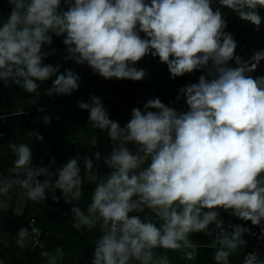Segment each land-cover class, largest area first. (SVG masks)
<instances>
[{"label": "clouds", "instance_id": "clouds-1", "mask_svg": "<svg viewBox=\"0 0 264 264\" xmlns=\"http://www.w3.org/2000/svg\"><path fill=\"white\" fill-rule=\"evenodd\" d=\"M3 3L9 5L7 13L0 5V82L6 87L38 93L51 80L44 89L48 96L78 90L80 78L72 67L61 71L60 62H46L56 52L44 50L53 44V36L62 37L63 61L86 64L105 79H143L145 70L135 65L149 55L165 63L173 79L194 71L204 74L197 83L179 90L186 111L154 98L143 111L133 108L124 126L110 119L99 97L92 96L91 103L78 102L80 109L89 111L91 128L113 142L104 159L107 173L93 174L94 162L101 159L100 152L94 151L95 161L82 157L83 173L77 154L53 181L47 166L32 164L28 143L9 141L14 175L0 174V197L19 186L27 200L38 203L47 200L46 188L59 190L73 205L71 228L98 229L90 264H172L168 253L192 261L198 247L192 236L199 233H216L207 245L214 250L212 260L230 264V257L247 247L245 234H253L246 222L264 231V75H251L264 60V49L247 57L237 54V41L225 31L227 20L221 11L228 9L259 31L264 24L260 14L264 0ZM24 112L20 108L12 115ZM4 119L0 116V121ZM50 121L51 117L43 116L44 124ZM31 135L43 140L38 131ZM88 181L94 187L82 206ZM52 199L59 203L61 197ZM221 211L245 223L229 221L225 227ZM40 235L38 227H31V237L28 227H20L16 244L24 248L31 239L33 247L40 246L45 264H63L64 250L59 246L46 250ZM253 261L264 264V260Z\"/></svg>", "mask_w": 264, "mask_h": 264}, {"label": "crops", "instance_id": "crops-1", "mask_svg": "<svg viewBox=\"0 0 264 264\" xmlns=\"http://www.w3.org/2000/svg\"><path fill=\"white\" fill-rule=\"evenodd\" d=\"M3 0H0V5ZM264 16V9L260 10ZM225 31L231 32L237 41V54L251 56L254 51L264 49V24L259 31H253V26L240 20L235 14L227 19ZM143 35V34H142ZM56 52L51 54L46 62L56 64L60 62L61 71L66 67H72L79 76V88L70 95L48 96L44 89L51 86V80L45 82L38 93H27L22 89L10 85L4 86L0 82V116L5 119L0 121V174L12 176V161L14 156L8 148L9 141L16 143L25 142L33 150L32 164L49 168L52 180L56 178L58 170L66 164L69 159L79 154L80 166L83 173L84 161L82 157L88 155L93 158L94 151L100 152L99 163L93 164L92 172L107 173L110 169L104 163L113 147V142L106 134L91 128L89 111L80 109L78 102L91 103V97H99L108 111L110 119L118 121L124 126L131 118L132 109L144 110V104L154 98H159L171 108L178 111H186L185 104L180 93L181 86L189 74L172 78L165 63L159 61L158 57L145 56L135 66L145 70V77L139 81L130 79H105L102 76H89L88 66L75 64L73 61H63L66 54L62 37L53 36V44L46 45L45 51ZM234 66V61L231 62ZM259 66H264V60ZM258 66V67H259ZM204 74L201 72V75ZM198 80L195 82L197 83ZM180 97L177 100V97ZM41 107L44 111L32 110L28 115L13 116L12 112L20 108ZM33 109V108H32ZM51 117L50 124L43 122V116ZM38 121L33 123V121ZM38 131L43 140H37L32 132ZM130 148L135 150L133 145ZM55 163H51V158ZM103 178V177H101ZM43 182L45 176L39 177ZM94 187L91 181L84 185L83 197L80 201L86 206L90 198V191ZM46 201L33 203L25 198L24 190L19 186L10 190L8 196L0 197V234H3V242L0 243V259L4 264H45L40 256L39 245L33 247L32 240L26 241V246L20 248L16 244V232L20 227H28L31 237V227L35 226L41 230L39 240L46 250H54L57 246L64 250L63 264H90L93 241L98 235V229L89 232L87 229L75 231L71 228L73 206L65 202L59 190L49 187L45 189ZM53 195L60 196L59 203L53 201ZM220 217L224 220L225 227L228 222L233 224L245 223L237 220L223 211ZM33 221L35 224L33 225ZM249 227V222H246ZM214 227V226H213ZM218 231V230H217ZM230 231V229H229ZM216 233L205 235L194 234L193 242L198 246L195 260L189 261L178 253H168L172 264H214L212 260L213 249L207 245L215 238ZM248 235L245 234V239ZM34 239V238H33ZM246 239V240H247ZM245 248L230 257V264H238L236 258Z\"/></svg>", "mask_w": 264, "mask_h": 264}, {"label": "built area", "instance_id": "built-area-1", "mask_svg": "<svg viewBox=\"0 0 264 264\" xmlns=\"http://www.w3.org/2000/svg\"><path fill=\"white\" fill-rule=\"evenodd\" d=\"M87 73L89 76H92V77H100V75L97 73H94L90 67H88ZM40 108L41 107H37L35 109L38 110ZM24 109H25L24 115H28L29 112L34 110L32 108H24ZM249 227L252 229L253 234L249 236V242H250L249 247L243 253L240 264H246V262L247 264H254L253 258L259 260L263 252L264 231L261 230V227L252 226L251 223L249 224ZM261 260H264V256L261 258Z\"/></svg>", "mask_w": 264, "mask_h": 264}, {"label": "trees", "instance_id": "trees-1", "mask_svg": "<svg viewBox=\"0 0 264 264\" xmlns=\"http://www.w3.org/2000/svg\"><path fill=\"white\" fill-rule=\"evenodd\" d=\"M2 8H3V11L5 13H7L9 11V5H7L6 3H3L2 4ZM222 12H224L225 14V19L227 20L229 18V16L231 15L229 13V10L226 9V8H222L221 9ZM201 72L202 71H194L193 73L189 74L188 78L186 79V81L183 83V85L181 86V88H183L184 86L186 85H191L192 83H195L199 76L201 75ZM251 75L253 76H257V75H264V66H259L256 70V72L252 73ZM182 96V100L185 104V108L187 110V105H186V100H185V97L183 96V94H181ZM34 110H35V107H32ZM249 223H251L250 221H248ZM247 239V238H246ZM247 247H245V249L240 253V255H238V257L236 258V261L238 264H240L241 262V258H242V255L243 253L248 249L249 247V235H248V239H247ZM264 256V247H263V252H262V256L259 258V260H261V258Z\"/></svg>", "mask_w": 264, "mask_h": 264}]
</instances>
